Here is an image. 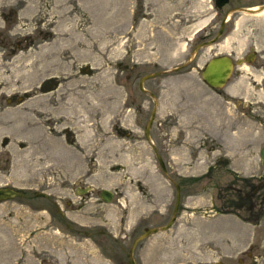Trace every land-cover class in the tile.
<instances>
[{"label":"rangeland","instance_id":"rangeland-1","mask_svg":"<svg viewBox=\"0 0 264 264\" xmlns=\"http://www.w3.org/2000/svg\"><path fill=\"white\" fill-rule=\"evenodd\" d=\"M206 6L0 0V187L26 195L0 201V264H127L144 229L169 221L173 182L176 220L138 242L136 264H264V190L254 223L233 216V187L264 179V76L233 75L228 102L204 84L209 57L244 46L229 33L187 63ZM245 17L244 35L264 43V12Z\"/></svg>","mask_w":264,"mask_h":264},{"label":"flooded vegetation","instance_id":"flooded-vegetation-1","mask_svg":"<svg viewBox=\"0 0 264 264\" xmlns=\"http://www.w3.org/2000/svg\"><path fill=\"white\" fill-rule=\"evenodd\" d=\"M206 2H207L206 9L210 10L212 14H211L210 19L207 20V22L202 27L198 28L193 33V36L188 39V40L193 41V44L191 48L192 50L191 55L186 60L187 63L192 62L195 59V57L201 52H206V50L211 51L213 49H219V43L223 41V39H225L229 33H232L234 34V36L232 37V43H236V45H233V46L237 47V44L243 41V44H244L243 48L240 49L238 52L234 48L232 49L230 48L232 52L234 53L237 52V54L233 56H230L232 55L230 53L223 54L221 51H217L216 54L214 53V55L209 57L207 61L203 64V67L201 68V71H200V75L205 65L211 58L221 56V55H226L231 59V62H232L231 77L233 75H239V76L263 75L264 76V43H262L258 38H255V36H249V35L245 36L244 35L245 33L244 30H246L247 25H249L248 18H246L245 16L247 15L257 16L263 13L264 12V0H206ZM184 66L185 64H182L179 67H175L174 70L183 68ZM231 77L229 78L227 83L221 88L213 89L209 87L208 85H206L205 83L204 84L216 94V97H221L223 95V89L227 87V85H229V81ZM257 87L258 86H256V88ZM139 88H140V85H139ZM141 90H144V87ZM245 92H247V94H250L251 91L246 90ZM252 92L256 93V90H253ZM222 100L225 102H228L224 99ZM238 104H240V101L238 102ZM248 104H251V102H249ZM248 104L246 105L250 107L251 105H248ZM221 105H223L222 102H221ZM219 108L220 106L217 107V109ZM221 109L222 108H220V110ZM153 110L155 111V109ZM151 114H150L149 119L151 118ZM155 114H156V111H155ZM155 114H154V117H155ZM154 117H153V121H154ZM222 119H223V116H220L219 118H217L216 119L218 120L217 123H219L220 122L219 120H222ZM221 124H223V122L219 123V125ZM150 128H149V137H150ZM225 130L229 132L231 135H233L235 132L233 129V126ZM145 136H146V131H145ZM227 141L229 142V140ZM220 145L222 144L219 143L218 146ZM263 147L264 145H262L259 149V157H260L261 149ZM229 148L230 147H226V149H224L226 151L223 153L224 156L229 155L230 153L234 155L239 152V147H236V149L234 147H231L230 148L231 151H229ZM157 159H158L160 167L162 168V171L166 174L167 170H166L165 164L161 156L157 155ZM224 161L226 162L225 165L227 166L230 165L227 159H224ZM260 164L264 168V166L261 163V159H260ZM173 184H174V188L176 189L174 207L177 203V193L179 194V203H178V208H177V212H178L179 205H180V198H181V185L175 182H173ZM3 187H9V186H3ZM233 188H234L233 191L236 195L235 200L237 201V200L243 199L244 201L242 202V205L237 208L236 210L237 213L235 215H233V212L228 213V214L237 217V219H239L240 221L244 223H251V222L254 223L255 221L254 214L255 212L260 211V207L259 209H255V202L257 199H259L258 197L261 196L262 198L263 196L262 191L264 190V179H260L258 181H252L249 177L248 178L243 177L242 186H237V187L234 186ZM84 190H86V188L76 189L78 193ZM86 192H88V190H86ZM245 203H247V205ZM173 211H174V208H173ZM173 211H172V215H173ZM176 213H175V217H176ZM239 216L241 217L239 218ZM248 254L251 255L250 252Z\"/></svg>","mask_w":264,"mask_h":264},{"label":"water","instance_id":"water-1","mask_svg":"<svg viewBox=\"0 0 264 264\" xmlns=\"http://www.w3.org/2000/svg\"><path fill=\"white\" fill-rule=\"evenodd\" d=\"M231 73H232L231 59L226 55H221V56L211 58L207 62V64L205 65L204 69L201 72V79L209 87H211L213 89H217V88L223 87L227 83V81L231 77ZM159 74H160V72H155V73H150V74L143 76L139 82L140 88L143 89V83L145 80L152 78V77L159 75ZM154 114H155V111L153 110V112L151 114V118L149 119V121L146 125V128H145L147 138H149V128L152 124ZM260 159H261L262 165L264 166V147L261 149ZM86 190H84L80 193H85ZM35 195L46 197V193H43V192H37V193H35ZM16 196L17 197H24L25 194L23 192H20L16 189L12 188V187H0V201L5 200V199L14 198ZM112 196H113V192H111L110 190L102 189L100 191V197L104 202H109L111 200ZM178 203H179V194L177 193V203L174 207L173 215L171 216L169 221L161 227H147V228H145L143 233L133 241L132 246H131L130 251H129V254H128L129 260H128L127 264H136V262L133 258V253H134V249H135V247L139 241H141L142 239L147 238L148 236H150L154 233H157L159 231H165L170 227V225L174 222V220L176 218L175 213L177 212Z\"/></svg>","mask_w":264,"mask_h":264}]
</instances>
